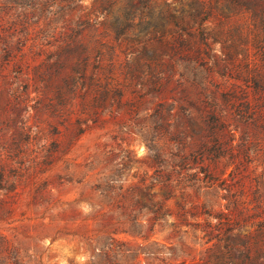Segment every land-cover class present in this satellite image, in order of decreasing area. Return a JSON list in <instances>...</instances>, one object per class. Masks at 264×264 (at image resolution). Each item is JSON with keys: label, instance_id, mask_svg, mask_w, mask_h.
Wrapping results in <instances>:
<instances>
[{"label": "rangeland", "instance_id": "374dc122", "mask_svg": "<svg viewBox=\"0 0 264 264\" xmlns=\"http://www.w3.org/2000/svg\"><path fill=\"white\" fill-rule=\"evenodd\" d=\"M5 1L0 17V66L6 67L0 78V158L18 167L21 183L0 219V233L5 237L0 264H163L169 254L172 263L187 260L185 264H192V257L205 252L207 239L196 238L191 226L184 227L189 234L169 238L171 229L165 219L154 218L166 205L174 212L178 202L189 206V196L200 214L188 218L192 222H204V203L211 202L216 208L226 203L216 199L221 181L211 186L208 160L202 158L201 144L207 133L203 116L210 91L233 83L246 88V83L227 79L206 60L183 55L181 49L174 54L161 43V30L156 35L144 30L129 34L102 31V35L85 31L84 43L94 45L102 37L105 44L115 46L110 50L96 47L91 54L90 70L99 66L105 77L113 73L119 83L110 93L108 107L96 118L99 94L70 100L61 96L67 74L83 76L78 62L85 57L81 47L60 51V41L70 40L66 35L51 46H45V41L40 49V39L31 46L39 38L33 30L23 52L15 51L13 56L4 49L5 40L16 47L20 37L9 29L14 20L21 19L16 15L29 12L32 20H60L63 17L56 12L60 6L49 2L51 12L40 15L33 0ZM79 5L91 7L92 0L79 1L65 17H81ZM126 6L119 3L113 9L121 15ZM105 9L93 17H106ZM253 15L243 10L235 17L251 24ZM165 77H170L166 85ZM45 84L42 94L38 87ZM225 91L218 97L229 116H234L231 106L222 101ZM238 94L243 97L242 91ZM55 108L68 111L54 117ZM161 115L182 122L181 137L189 140L186 153L197 158L190 169L177 168L173 177L177 190L167 201L168 168L160 153L165 130L158 126ZM256 138L254 130H246L243 123H233L225 132V148L233 147V152L225 150L220 158L226 179L220 193H227V185L240 177L239 170H244L242 174L246 168L257 173L263 170ZM249 228L245 225L241 232Z\"/></svg>", "mask_w": 264, "mask_h": 264}, {"label": "trees", "instance_id": "16d2710c", "mask_svg": "<svg viewBox=\"0 0 264 264\" xmlns=\"http://www.w3.org/2000/svg\"><path fill=\"white\" fill-rule=\"evenodd\" d=\"M33 1L40 10V15L46 11L51 12L48 7L53 4L60 6L56 12L63 18L42 20L41 17H33L32 20L29 12L16 15L21 19L14 20L9 29L18 32L20 37L15 42L16 47H12L11 40H5L4 49L13 56L17 54L15 51L23 52L34 32L39 38L35 37V43H31V46L37 45L36 40L40 39V49L45 41V46H51L59 36L66 35L70 40L63 38V41H60V51L66 47H81L85 57L78 62L83 76L78 78L67 74L66 89L61 92V96L70 100L80 95L89 97L99 94L101 101L97 106L96 118L108 107L110 93L119 83H115L113 73L111 77H105L103 69L99 66L90 70L91 54L96 47L110 50L115 49V46L105 44L102 37H98L94 45L84 43L82 38L85 31L102 35V31L129 34L144 30L147 35H156V32L161 30V43L174 54L181 49L183 55L206 60V64H210L213 71L216 69L225 74L227 79H241L246 83V88L240 89L236 83L227 85L224 81L226 86L210 91L209 107L203 116V128L207 133L201 144L202 158L208 160L211 186L221 181V184L216 186V199H225L226 203L220 204V208H216L211 202L204 203V213L207 215L204 222H192L188 218L196 219L200 214L196 211L198 204L189 196V206L187 202H178V211L174 212L166 205L161 213H156L154 219H165L171 229L169 238L189 234V230L184 227L191 226L196 238L207 239L208 247L199 257H192V264H264V167L259 173L250 168H246L244 174V170H239L237 176L240 177L227 185V193H220L223 188L220 186L226 183V179L222 177L224 171L220 170V158L224 156L225 150L233 152V147L225 148L224 141L225 132L233 123H243L246 130H254L259 147L257 156L264 160V0H92L91 7L79 5L81 17L77 20L65 16L72 14L71 11L68 13V10L78 7L79 1L82 4L85 0ZM119 3L127 5L121 15H117L113 9ZM3 4L4 0H0V17H3ZM72 5L74 7H71ZM103 7L108 12L106 17H93L95 12L101 13ZM243 10L254 14L250 18L251 24H243L241 21L244 18L235 17L242 14ZM32 12L36 15L35 9ZM123 14L125 17H122ZM75 64L77 63H73V66ZM151 69L155 72V69ZM5 70V66H0V78L4 77ZM169 81L170 77H165L164 85ZM46 88L47 84L38 87V90L41 89L42 94H45ZM223 89L226 91L222 94V101L231 106L234 116H229L227 108L220 102L218 94ZM239 90L243 92V97L238 94ZM47 98L51 101L49 96ZM171 106L173 104H170V110ZM67 111L68 109L55 108L52 115L65 116ZM159 120V130H165L164 145L160 148V153H163L168 168L164 183V199L167 201L177 190L178 184L174 183L173 178L179 172L177 168L190 169L197 158L193 153H186L189 140L181 137L183 131H179V128L182 122L172 115L168 118L161 115ZM17 168L0 158V219L9 200L15 196L12 193L21 183V174ZM171 217H174V220L170 222ZM245 225L250 228L242 233L241 229ZM4 242L5 237L0 233V252ZM171 258L172 254L166 255L162 259L163 264H176L171 262ZM185 263L187 260L178 264Z\"/></svg>", "mask_w": 264, "mask_h": 264}]
</instances>
